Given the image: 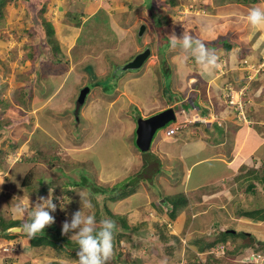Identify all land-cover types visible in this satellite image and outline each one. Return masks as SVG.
<instances>
[{
    "label": "crops",
    "instance_id": "1",
    "mask_svg": "<svg viewBox=\"0 0 264 264\" xmlns=\"http://www.w3.org/2000/svg\"><path fill=\"white\" fill-rule=\"evenodd\" d=\"M184 1L186 4L184 3L183 9L181 8V10L179 9V11H177L178 4H180L182 0H175V4H172L171 0H169L170 5H168L167 8L169 9L168 14L170 13V15L164 20L162 16L159 15V11L158 17L161 20L159 22L160 24L165 22V25L167 24L169 27L171 26L172 29H177L174 30V32H177L174 33L175 35L178 34L179 31L181 34L183 32L190 33L191 31L192 33H198L197 31H199V37L201 39L205 40L208 45L216 46L217 48L214 50L219 57V61L218 66L212 74H203L199 64L186 54L184 49L178 47L180 51L175 50L174 52L173 48L172 53L168 55V51L164 54L166 65L162 68L166 73H172L175 78L177 77L176 79H178V81L175 80L172 82V85L174 84L172 92H174L175 95L180 94L176 96L182 97H179L176 101L175 99L173 101L166 100L167 97L164 96V89L162 87L160 89L163 94L157 91L159 88L157 84L158 80H156V73L160 72V66L154 62V60L150 61L154 57L153 53H151L152 58L145 62L140 69L136 70L134 73L127 72L125 76H121L123 78L119 80L121 83L120 94H118V91H115L113 97H108L107 94H104V90L98 89L97 91H93L89 103L87 104L88 106L83 108V111H79L77 121H75V117H70V121L68 120L71 125L70 131L74 135V137H72L76 141V146H79L78 139H82V147L80 149H74V151H77H73L72 156H74L75 159L78 157L79 159L77 161L80 163L86 161L85 159H87V161L84 163L91 162L95 172L94 174L99 182L111 183L114 185L123 184L125 182L128 183L130 178H137L143 175L146 168L152 165L157 166V172L149 182V185L154 187V189L150 188V186H143V189L141 188L142 190L136 189L131 194L119 200H127L125 204L129 202V206L132 202H137V204H135L136 207L146 204V210L142 212L146 216L147 211V219L145 217L143 220L146 219L151 223V221H154V216L152 214L154 210L163 214V210L169 207L164 198L161 199L160 203V198L163 196H157V193L155 194L153 190L156 188L162 189L163 192L167 193V195H165L166 198L168 197V193L183 195L185 201L182 203L183 199H180L181 204L177 206L178 214L175 217L176 221L173 222V227L175 226L174 223L186 216V213L187 215H194V210H197V207L193 204L194 198L200 196L205 197V200L203 199L204 207L207 206L210 208L208 198L214 196L210 195L211 192H209L210 190L208 189H213V187L215 188V186L229 181L233 184H235L236 181L238 184L242 185L246 182L244 176L247 171L264 165V109L259 98L261 94H264V72L254 76L251 81L247 82L245 79V71L240 65L241 61L244 59L257 64L264 61V29L259 30L253 35L254 29L246 20L247 13L238 12L239 9L248 8L249 10L252 7H264V0H256L247 3L243 2V0ZM198 1L206 7L211 8V14L186 12L187 10L185 8H187L186 6L189 3L193 2V4L198 5ZM77 2L82 3V10L79 15L75 16L71 14V8H73L71 6L75 5L74 3ZM225 2L228 3H226L227 6H224L225 10H223L220 3ZM141 3L143 5V0H41L39 4L34 5L32 0H18L19 13H24V15H26L25 13L31 14V23L28 25L29 28L33 27L34 29H38L35 25L41 24V19L45 22H47V20L53 21L50 22V24L52 23L53 38L57 42L58 50L55 49L53 51L52 46L49 44H45L47 46L41 50L42 54H44V52L47 53L46 56L48 55L57 62V65L62 64V66L57 69L53 68V70H49L42 76L43 79H48L51 83L50 85L53 86V106L57 103H61L60 106H56L57 109L58 107H64L68 110V107H70V96L67 97L66 95L70 91V74H74L72 70L75 68L72 65H75L82 56L86 55V51H90L86 50L85 42L88 41V39L86 37L83 38L82 26H85L83 24L91 19L90 17H95L98 11H102L110 20L109 24L111 25L112 23L115 28L121 31L123 36H126L119 40V42L125 41L128 35H130L129 32H131V29L126 31L125 29L127 28L123 26L124 23L122 21L126 24L134 23L137 25L136 27H132L136 29V32L141 25H145V29L147 24H149V27L152 26L149 17L147 21H144L141 17L136 16L138 14L135 8L137 9V5ZM0 4L1 10L2 8L5 10H2L3 17L5 18L4 13H6L10 20L11 13L16 9L13 10V8L9 7L8 2L4 5V0H0ZM143 7V12H145V5H143ZM41 8H43L42 13H39L41 12ZM167 8L164 9L167 10ZM182 10H185L184 15H180ZM2 13L0 19L2 18ZM37 14L41 15L39 16L40 18ZM121 16H124V19H120ZM203 19H205V22ZM209 19H211L210 22H208ZM77 21L80 23L76 24ZM225 22L231 26L239 22L246 25V27L249 26V28L245 36L243 33L235 37L236 33L235 29H233L234 34L230 37L232 28L229 26H222L220 29L221 31L217 33H208V30H215L218 23L223 25ZM8 23L11 22H6L7 25ZM155 28L161 33L160 28ZM202 31H206L207 34H203ZM1 35L0 47L6 50V39L3 37L4 34ZM7 35H10V33L8 32ZM169 35L171 36L172 33ZM9 37L11 38V35ZM89 37L90 36H88V38ZM222 37L230 44V48L227 51L224 48V42L216 44V42H218L217 40ZM135 45L139 46L137 44ZM132 46L134 47V45ZM145 47L146 45H144V48ZM137 53H139V50H136L133 56ZM23 55L24 56H21L23 57L22 62L29 60L31 65L37 63L36 58L33 60L28 59L30 55L28 51L26 52V50H24ZM175 55H179L183 58L181 67L178 66V60H176ZM36 56L42 57L41 55L39 56V53H37ZM60 56H63L65 59H62ZM151 62H153V64H150ZM85 68H87L86 65L82 67L83 70H85ZM226 84H230L236 91L240 90V88H247L245 89V97L251 101L246 111L247 123L238 122L224 103L223 90ZM21 85H25V83ZM62 90L65 91L63 97ZM59 94L60 97H58ZM48 99H50V97L45 100L42 99L41 96L34 97L33 100L29 101L31 102L28 105L29 109H25L18 104V106L15 105V109H17L15 111L21 113L28 119L32 118L31 115H34L35 120V116L38 114L40 118L37 120L41 122L43 120L42 114H40L42 110L46 107H49V111L50 109H52L51 111L55 110L51 103H46L48 106L42 109L39 107V105L42 106L44 104L43 102ZM54 99H56V102H54ZM65 101H68L66 106L63 105ZM96 103H98V106ZM130 107H133L137 112L135 119L132 118ZM168 107L174 108L177 117L176 120L169 123L166 128L156 131L147 153L140 152L136 148L134 142V138L136 137L134 136L136 120L139 117L146 118ZM10 112L11 109L7 110L5 113L10 114ZM51 122H54V119H51ZM177 124L180 125L178 129L172 135L167 136L166 129ZM17 125H20V122L17 123ZM21 125L24 126L23 132H26L22 134V138L25 139L21 144H26L29 141L27 135H35L38 130L35 129V132H32L31 127L27 132V124L21 123ZM47 129L60 135L58 133L59 128L57 124H48ZM107 129L110 131L112 140L104 145V143L100 142V137L106 133ZM252 139L255 142H252ZM34 143L38 142L35 140ZM147 158H150L151 161L147 162ZM152 161L153 163L149 164V162ZM17 164L24 165L22 169L26 167V165L21 162L15 165ZM148 164L149 166H147ZM15 165H13L12 168ZM12 168L10 171H12ZM3 173L1 174L2 178L5 177ZM4 175L7 174L4 173ZM11 182L13 184L12 179L6 177L0 181L1 195L5 194ZM178 192L180 194H178ZM138 196L140 198H137ZM150 196L153 199L148 198ZM18 198L20 202L28 199L26 195H20ZM15 200H17V198L13 199V194H10L8 200L10 203L9 206L3 205L5 207L3 208V210H5L4 213L10 215L11 218H13L11 209L15 204ZM29 200L30 203L35 202V199L31 196H29ZM163 200L166 205L162 204ZM158 204L162 206L161 208L163 210L158 208ZM185 205L187 208L184 207ZM24 218L27 219L28 216L26 215ZM163 218L165 220L167 219L165 215H163ZM8 230L12 237L19 241L22 240L23 243L25 238H22L20 235L25 233L21 232L17 235L13 234V228H9ZM1 240L6 239L0 238V244H7L1 243ZM19 241L18 246L20 248L22 245L23 247L27 245L28 249L33 248V246L29 244V240L27 242L24 241L22 245ZM20 254H22V252H20Z\"/></svg>",
    "mask_w": 264,
    "mask_h": 264
},
{
    "label": "rangeland",
    "instance_id": "2",
    "mask_svg": "<svg viewBox=\"0 0 264 264\" xmlns=\"http://www.w3.org/2000/svg\"><path fill=\"white\" fill-rule=\"evenodd\" d=\"M40 1L41 0H32V3L34 5H37L40 3ZM7 2L9 7L13 8V10H16L11 13L9 20L6 13H4L5 18L3 17L2 10L4 9L2 8V18L0 19V37L2 36L1 34H4L3 37H5L7 44V46L5 47L7 48L6 50L1 49L2 47H0V169L2 171H0V181L2 179H5L6 177L12 179L13 184L11 182L10 186L8 185L9 190L7 189L4 195L0 194V214H3L4 217L7 218L10 217V215L5 214V210H3V208H5L3 205L9 206L10 204L8 201L10 194H13V199L17 198V200L14 201L15 203L20 202L18 198L20 197V195H26L27 198L31 196L35 199V202H37L39 197H47V195L49 194V189L53 188L52 194L54 198L65 196V200H67V197H69V203L66 205L65 209L61 210L58 206L56 210V212L60 214L58 216H61L62 214V216L64 217L61 221L59 220V217L55 216V222H61L62 224L65 219L70 220L71 214L81 207L79 192L86 193L91 198L92 195H94V193H92L93 188L90 190V186L88 188L82 186L79 190L77 189L76 192L72 193L71 195V198L74 195L77 199V201L74 203V201L72 202L70 199V194L64 195L62 193L64 191L62 190L61 186L64 182L70 180V178L80 180L79 176L81 175L78 172L79 170L83 169L89 181L92 180L93 183H95L97 186L111 187L114 185L111 183L99 182L94 174L95 172L93 170L91 162L84 163L87 161V159H85L86 161L80 163L77 161L79 159L78 157L77 159H75V157L72 156L74 149H80L82 147L81 138L78 139L79 146H76V141L73 138L74 135L70 131L71 125L69 124L70 117H74L72 110L75 108V101L80 90L83 87L89 88V93L87 94L83 105L80 106L81 109H79V111H83V108L88 106L87 104L89 103L90 96L93 91H97L98 89L102 91L104 90V94H107L108 97H113L115 91H118V94H120L121 83L119 82V80L123 78L121 76H125L127 72L134 73L138 69H134L131 71L129 70L123 72L120 76H115L113 75L114 68L116 66L124 64L126 60L129 59V57L131 58L133 56L136 50H139L140 52L145 48H149L150 54L145 62L152 58L151 53H153L154 57L150 61L154 60V62H156L160 66V74L156 73V80H158L157 84L159 88L157 89V91L160 94H163L160 90L162 87L164 89V96L167 97L166 100L173 101L175 99L176 101L179 97L182 96H176L180 94L175 95L174 92H172V87L174 85H172V82L175 80L178 81V79H176L177 77L175 78L172 73H166L162 67H165L166 65V58L164 57V54H166V52L168 51V55L173 52V47H171L169 42V34L177 33L174 32V30L177 29H172L171 26L169 27V25H165V22H162L161 24L159 22L161 21L158 17L159 11V15L162 16L164 20H166L167 16L170 15V13L168 14L169 9L167 8V6L170 5L169 0H143V5H145V12H143L144 7L142 3L140 5L138 4V8H135L136 13L138 14L136 16L141 17V19H143L144 21H147V18L149 17L152 26L149 27V24L146 23L147 27L144 30L142 36L139 37L138 31L136 32V29L132 28L136 27L137 25H135L134 23L126 24L124 21H122L124 23L123 26L127 28L125 30L127 31L131 29V32H129L130 35H128V38L125 39V41L120 42L119 40L123 39L126 36H123L121 31L115 28L112 23L111 25L109 24L110 20L106 17L104 12L98 11L95 17H90L91 19L87 20V22L83 24L85 26H82V34L84 35L83 38L86 37L88 39V41L85 42L86 50L90 51H86V55L82 56L81 59L75 63V65H72L75 69L72 70L74 74H70V91L66 95L67 97L70 96V107H68V110L64 107V109L59 107L57 109L56 106H60L61 103H57L53 106V86L50 85L51 83L48 79H43L42 77L44 73L48 72L49 70L51 71L53 70V68L57 69L58 67L62 66V64L57 65V62H55L48 55L46 56L47 53L44 52V54H42L41 52L42 48H44V45L47 44V28L45 26H42L41 24H34L38 29H34L33 27L29 28L28 25L31 23V14L29 15L25 13L26 15H24V13H19L18 0H4V5H6ZM198 2V4H201L200 1ZM184 3L185 1L182 0V2H180V5L182 7H178L176 10L179 11V9H183L184 5L186 4ZM226 3L228 2L220 3V5L223 7V10H225L224 6H227ZM74 4L75 5L71 6L73 7L71 8V14L77 16L82 10V3L77 2ZM164 8H167V10ZM210 11H212L211 8L206 10L204 8L203 14H211ZM238 12L247 13L248 8L239 9ZM182 14L184 15V10L181 11L180 15ZM37 15L38 17L41 16L39 14ZM120 19H124V16H121ZM210 20L211 19H209L208 22H210ZM203 21L205 22V19H203ZM6 22L11 23H8L7 25ZM47 22L50 24V22L53 21L47 20ZM50 25H52V23ZM222 26H229L232 28L230 37H232L234 34L233 29H235L236 37L237 35L243 33L245 36L249 28V26L246 27V25L239 22L234 26L228 25L225 22L223 25L221 23H218L217 28L213 31H208V33H217L218 31H221L220 29ZM155 27L160 28L162 36L161 33L158 32V29ZM8 32L10 33L11 38L9 37L10 35H7ZM197 32L198 33H192L191 31L190 33L195 37H199L200 32ZM202 33L207 34L206 31H202ZM176 35L180 36L182 34L179 31ZM88 36L90 37L88 38ZM217 41L218 42H216V44L221 42L223 43L226 40L222 37ZM135 44L139 46H136ZM132 45H134V47ZM144 45H146L145 48ZM208 46H210V48L212 49L217 48L216 46L212 45ZM178 47L179 46L174 48V52L175 50L180 51ZM24 50H26V52L28 51V54H30L31 56L32 54L35 55V58L37 59V63L35 65H31L29 60L22 62L23 57L21 56H24ZM37 53H39V56L41 55L42 57L36 56ZM60 57L62 59H65L63 56ZM175 57L176 60H178V66L181 67V61L183 58L179 55H175ZM28 59L30 58L28 57ZM150 64H153V62H151ZM84 65L87 66L85 70L82 69ZM22 83H25V85H21ZM94 84H96V86H94ZM64 92L65 91H63L62 93V97L64 96ZM261 95L259 98L263 104L262 107L264 109V94L262 96ZM38 96H41L44 100L50 97V99L43 102L44 104L42 103V106L39 105L41 109L45 106H48L47 104L50 103L52 104V107L55 108V110L53 111H51L52 109H50L51 112L48 109L49 107H46L44 110H42L40 114H42L43 120L41 122H39L40 120H37L38 118H40L38 114L35 116L37 121L35 120L34 115H31L32 118L28 119L21 113L16 112L15 110L17 109L15 108L11 109L10 114L5 113L7 105H9L11 102H14V99L18 100L17 103H19V106L25 109H29L28 105L31 103L29 101ZM58 97H60V94L58 95ZM55 100L56 99H54V102H56ZM68 101L63 102V105L66 106V104H68ZM96 105L98 106V103H96ZM130 113L132 114V118L135 119L137 112L133 107H130ZM51 119H54V122H51ZM19 122L20 125H17V123ZM21 123L27 124V132L31 127L32 132H35V129L38 130L35 135H27L29 141L26 144H21L25 139L22 138V134L26 133L23 132L24 126H22ZM73 123L75 124L74 121ZM48 124H57V127L59 128L58 133L60 135H57L48 130ZM167 126L168 125H166L164 128H166ZM35 140L38 143H34ZM111 140L112 138L110 137V131L107 129L106 133L102 137H100V142L104 143L105 145ZM252 142L255 141L252 139ZM76 151L77 150H75L74 152ZM30 159L33 160L29 161ZM148 161H151L150 158H147V162ZM18 162L25 164L26 167L22 169L24 165H15ZM152 163L153 161L149 162V164ZM149 164L147 166H149ZM13 165L15 166L12 168ZM11 168L12 171H10ZM3 172L7 175H4ZM2 173L3 176H5L4 178L1 177ZM27 173H31V177L29 179L28 185L26 187H23L21 184L23 181V177ZM230 182L231 181L217 185L215 186V188L213 187V189L206 188L210 190V195L214 196L208 198V204L210 205V208H208L207 206L204 207L203 199L205 200V197L200 196L194 198L193 204L197 207V210H194L193 212L194 215L191 216L190 214L187 215L186 213V216L182 217V219L174 223V227L173 222L176 221L175 219L165 220L163 218L164 214L159 213V211L155 210L154 213L152 212L154 220L160 219L163 222L158 221L152 224L153 221H151V223H149L150 221L146 220L147 211L146 216L143 213L146 210V204L136 207L135 204H137V202H132L130 207L129 202L125 204L127 200H119L118 198V200L114 202L115 200L107 199L106 208L107 211H110V214H112V218L115 221L117 231L123 230V228L118 224L117 221V217L119 215H122L126 218V223L130 227L128 231L130 235L129 238H131L130 241L125 243L121 240L123 244L120 242L118 248H114L113 256L115 257V252L118 250L122 254V258H124L128 264H132L133 262L131 261L134 258L138 260L136 264H228L230 262V259H232L233 262H240L242 264H246L249 261H255L258 264H264V219L260 220L258 218H251L241 215V213L245 210H262L264 208V186L258 182H255V193L250 194L248 192L246 193L245 191V188L247 186L246 182L242 185L238 184L236 181L235 184ZM142 183L146 184V187L150 186L146 180L142 181ZM150 188L154 189V187L151 186ZM153 191L155 192V194L157 193V196H163L160 198V203L162 198L166 199V201L168 202V199L170 197L179 196L177 194L168 193V197L166 198L165 195H167V193L163 192L162 189L156 188ZM178 194L180 193L178 192ZM180 196H182L180 198H183V195ZM137 198L140 197L138 196ZM148 198H151V196ZM103 199V196L97 195L96 201L94 198L92 201L94 204V208L92 210L85 209V211H92L95 213V210L101 208L100 204ZM56 202L59 205V201ZM162 204L166 205L164 200ZM184 207L187 208L186 205ZM56 212L54 213V215L56 214ZM99 216L100 219L106 217L109 218L108 215H106V213L103 211H100L98 217ZM145 217L146 219L143 220V218ZM27 219H29V217ZM215 224H217V226H215ZM156 229L157 231L167 230L165 232H171L168 234H171L170 236H176L178 238L177 241L173 239L157 240L156 236H154V231H156ZM173 230L176 234L173 232ZM223 230H234L235 232L243 231L252 236H255L258 242L254 243L252 247L245 249L242 256L236 253L237 256L234 257L227 252L225 256L223 254L225 253L226 249L228 251L236 250V247L244 241V239L241 237L228 238L227 244L225 243V249L222 245H216L214 247H211L208 251L203 252H200L196 248L197 245L204 246L210 239H216L219 235L215 236L214 234H219V232H222ZM12 232L13 234L17 235L21 233L14 230ZM61 235L67 239H72L69 238L71 233H61ZM20 236L22 238H25L23 240V243L24 241H28L26 234H21ZM13 238L14 237L6 240H1V243H12L15 246H18L19 240L15 238L13 240ZM19 242L21 243V245L23 244L22 240H20ZM164 242L169 243L164 244ZM22 247H19L20 249L18 250L22 252V254H20V252L18 251H15V253L11 254L2 253L0 250V263H3V261H6L8 259L11 261V264H75L76 261L75 258L70 259V253L65 250H62L60 251V253H58L55 252L52 248L33 247L28 249L27 245L23 247V249ZM252 248L257 251H253ZM258 251L259 253H257ZM106 264L124 263H117L114 261V259L112 261L111 258V260L107 261Z\"/></svg>",
    "mask_w": 264,
    "mask_h": 264
},
{
    "label": "trees",
    "instance_id": "3",
    "mask_svg": "<svg viewBox=\"0 0 264 264\" xmlns=\"http://www.w3.org/2000/svg\"><path fill=\"white\" fill-rule=\"evenodd\" d=\"M254 1H256V0H243V2H246V3L247 2H254ZM171 3L175 4L176 2H175V0H171ZM178 5H179L178 7H182L180 4H178ZM195 8H198V9L203 10V11H204V8H205V10L209 9L204 4L195 5ZM42 10H43V8H41V11ZM0 17H1V4H0ZM40 22H41L42 26H45L47 28L46 29V37L48 38L47 44L52 46L53 51L55 49L58 50L57 42L53 38V31H52L51 25L48 22L43 21V19H41ZM79 23L80 22L77 21L76 24H79ZM44 47H46V46L44 45ZM224 48L226 49V51L229 50V48H230V44L227 41L224 42ZM29 58L31 60H33L35 58V55L32 54V56L30 55ZM95 85L96 84H94V86ZM22 90H24V89H22ZM17 102H18V100L14 99V102H11L9 105H7V108L5 109V111L13 109L16 106H18L19 103H17ZM72 112L74 114L75 121H77L78 116H79V110L77 113H74V109H73ZM0 122H1V120H0ZM32 160L33 159H30L29 161H32ZM78 172L81 175V176H79L80 180H75V179L70 178V180L64 182L63 185L61 186L62 190L64 191L62 193L64 195L70 194L71 201L72 202L74 201V203H75L77 201V199L74 195L71 198L72 193H75L76 190L77 189L79 190L80 187H82V186H84L85 188H88L90 186V190L93 188L92 193H94V195H92V198L88 195L92 201H93V198L96 201L97 195H101L104 197V199L102 200V202L100 204L101 208L95 210L96 211L95 215H96L97 220L100 219V216L98 217V214L100 213V211L105 212L109 218L113 219L112 214H110V211H107V208H106L107 207L106 206L107 205L106 204L107 199L117 200L118 198L120 199V198H123V197L131 194L136 189H141L143 186L146 187V184L142 183V181L146 180L149 183L150 180H152V177L154 176V175H152L151 178H145L143 175H141L137 178H130L131 180H129L128 183L125 182L123 184H116V185L109 187V186H97L95 183H93L92 180H91L92 182L89 181V179L86 177L85 171H83V169L79 170ZM30 177H31V173H27L24 176L22 184H21L23 187H26L28 185ZM244 177L246 178V182H247V186L245 188L246 193L247 192L250 194L255 193V182H258L264 186V165L247 171ZM172 197H170L168 199L169 200L168 202L166 201L168 203V206H169L166 209L163 210L161 208L162 206L160 204H158V206H159L158 208L160 210H163V214L167 217V220L168 219L169 220L175 219L176 215L178 214L177 206L181 204L182 199H183L182 203L185 199L184 196H183V198H180V197H182L180 195L177 197L175 196L176 198L174 196H172ZM238 211H239V209H238ZM260 213H262V214H260ZM58 215H60V214H58V212H56L55 216L59 217V220L62 221L64 216H62V214H61V216H58ZM241 215L242 216H248L251 218H258V219L262 220V219H264V208L262 210H258V209L245 210L241 213ZM117 219H118L117 220L118 224L123 228V230L117 231V229H115L114 242H113V246L115 249L118 248V245L120 244L121 240L124 242H128L131 239V238H129L130 235L128 233L130 227L126 223V218L122 215H119L117 217ZM25 220H26L25 218H23V219H13L11 217L7 218V217H4L3 214H0V238H5V239L11 238L12 235H10L7 232V230L9 228L19 227ZM158 221L163 222L162 220L157 219V220L153 221V224L155 222H158ZM144 224H146V223H144ZM61 226H62L61 222L60 223L55 222L51 226L46 227L44 232L38 234L37 236H35L31 239L28 238L29 244L33 247L52 248L55 252H58V253H60V251H62V250L63 251L65 250V251H68V253H70L69 254L70 259H74V258L77 259L76 253L78 251V248L76 246H78V245L74 242V240L67 239L61 235V232H60ZM215 226H217V224H215ZM165 231H167V230H165ZM165 231L164 230H162V231L158 230L157 231V229H156V231H154L155 232L154 236H156L157 240L173 239V240L177 241L178 238L176 236H170L171 234H168ZM214 235L215 236L219 235V236L216 239H210L204 246L203 245L202 246L197 245L196 248L200 252H203V251H208L211 247H214L216 245L217 246L222 245V246H224V249H225V246H226L225 243L227 244L228 238L241 237L244 239V241L240 245L237 246L238 248L236 247V250L228 251L226 249L227 251L225 250V253L223 254L225 256V254L227 252L234 257V256H237V254L242 256L243 251L245 249L252 247V245H254V243L258 242L255 236H252V235L245 233L243 231L242 232L237 231V232L231 233L229 230H223L222 232H219V234H214ZM167 243H169V242H164V244H167ZM73 245H75V246H73ZM73 247H75V248H73ZM133 248H135V247H133ZM254 248H252L253 251L256 249V248L255 249ZM256 251L257 250H255V252ZM257 253H259V251ZM113 259L117 263L128 264L127 261L124 258H122V254L118 250L115 252V257L112 256V261H113ZM229 261L230 262L228 264H242L240 262H235V261L233 262L232 259H230ZM131 262H133L132 264H136L138 262V260L136 258H134ZM58 264H62V263H58ZM247 264H255V263L248 262Z\"/></svg>",
    "mask_w": 264,
    "mask_h": 264
},
{
    "label": "clouds",
    "instance_id": "4",
    "mask_svg": "<svg viewBox=\"0 0 264 264\" xmlns=\"http://www.w3.org/2000/svg\"><path fill=\"white\" fill-rule=\"evenodd\" d=\"M246 20L254 29L253 35L264 29V7L250 8ZM169 42L173 48L179 46L184 49L199 64L205 75H211L218 66L219 57L216 51L210 48L205 40L191 33L183 32L180 36L172 34L169 36ZM52 193L53 188L49 189L47 197L41 196L35 203H30L29 197L27 200L15 203L11 209L13 219H23L26 215L29 219L13 230L23 232L31 239L54 224L57 207L64 210L69 203V197L67 200L65 196L54 198ZM79 194L81 207L71 214L70 220L65 219L62 222L61 233H71L69 238L78 245L75 264H106L111 260L114 252L115 221L107 217L97 221L94 212L85 211L94 208L92 200L86 193L79 192ZM56 201H59V205ZM7 232L10 233L9 230ZM6 262L11 264L9 259ZM249 262L257 264L255 261Z\"/></svg>",
    "mask_w": 264,
    "mask_h": 264
},
{
    "label": "water",
    "instance_id": "5",
    "mask_svg": "<svg viewBox=\"0 0 264 264\" xmlns=\"http://www.w3.org/2000/svg\"><path fill=\"white\" fill-rule=\"evenodd\" d=\"M145 30V25H141L138 29V36L141 37ZM150 54V49L145 48L143 51L137 53L131 60L122 65L116 66L113 75L120 76L123 72L139 69ZM89 93L88 87H83L75 101L74 113H77L80 106L83 105L87 94ZM176 114L173 107H168L146 118L139 117L136 120L135 129V146L141 152L149 151L152 138L157 130L164 128L170 122L176 120ZM157 172V166L152 165L146 168L143 172L145 178H151ZM17 227H14L15 229ZM234 233V230H229Z\"/></svg>",
    "mask_w": 264,
    "mask_h": 264
},
{
    "label": "built area",
    "instance_id": "6",
    "mask_svg": "<svg viewBox=\"0 0 264 264\" xmlns=\"http://www.w3.org/2000/svg\"><path fill=\"white\" fill-rule=\"evenodd\" d=\"M195 4L189 3L185 8L187 11H194V13H204L203 10H200L198 8H195ZM185 11V10H184ZM241 67L245 71V79L247 82L251 81L254 76L259 75V73L264 72V61L260 64L250 62L246 59L241 61ZM245 89L247 88H240V90L236 91L234 90L230 84H226L223 90V99L224 103L226 104L227 108L232 112L234 118L238 122L247 123L248 119L246 116L247 106L251 102L250 99L245 97ZM180 125H175L171 128L166 129V135L170 136L172 135L179 127ZM0 250L2 253H15V251L19 250V247L12 243L7 244H0ZM0 264H8L6 261H3V263Z\"/></svg>",
    "mask_w": 264,
    "mask_h": 264
},
{
    "label": "flooded vegetation",
    "instance_id": "7",
    "mask_svg": "<svg viewBox=\"0 0 264 264\" xmlns=\"http://www.w3.org/2000/svg\"><path fill=\"white\" fill-rule=\"evenodd\" d=\"M140 52H141V51H140ZM134 56H135V55H134ZM134 56H132V58H133ZM132 58H130L129 60H131ZM129 60H127V61H129ZM127 61H126V62H127Z\"/></svg>",
    "mask_w": 264,
    "mask_h": 264
}]
</instances>
